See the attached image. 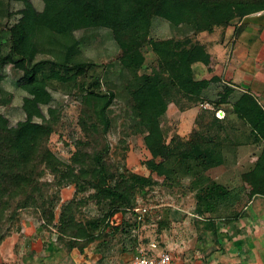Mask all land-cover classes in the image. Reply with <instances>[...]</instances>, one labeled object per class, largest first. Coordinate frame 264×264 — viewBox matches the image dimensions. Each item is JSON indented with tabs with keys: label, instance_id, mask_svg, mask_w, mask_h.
I'll list each match as a JSON object with an SVG mask.
<instances>
[{
	"label": "trees",
	"instance_id": "trees-1",
	"mask_svg": "<svg viewBox=\"0 0 264 264\" xmlns=\"http://www.w3.org/2000/svg\"><path fill=\"white\" fill-rule=\"evenodd\" d=\"M2 1L0 22L10 16ZM224 8L231 9L234 17L243 18L264 11V0H47L35 26H24L16 21L8 27L12 47L9 53L3 54L0 44V69L9 66L20 72L22 75L17 80L20 88L38 82L75 83L95 66L85 62L70 63V55L77 53L78 41L69 36L72 37L76 31L93 28L110 32L121 61L133 62L144 49L149 50L155 57L158 70L143 79L147 81L145 88L135 77L137 89L133 96L138 97L141 106L137 108L139 120L136 124L142 127L144 143L151 158L158 161L153 164L152 173L167 189L182 188L183 192L191 195L194 200L192 216L206 220L235 218L251 198L264 197V112L252 114L254 120H250L249 127L245 126L248 130L247 133L242 132L241 141L238 135L232 138L222 124L224 115L222 119L216 117L223 103L221 99L208 103V109L201 108L207 103L204 91L215 80H196L191 66L207 63V47L190 38L154 41L149 37L153 21L158 18L172 28L188 29L194 38L219 23L214 13ZM37 33L45 39L52 36L55 40L71 39L69 46L62 45L65 50L62 62H33ZM17 41L27 45V57H15ZM47 41L51 45L52 42ZM81 86L85 103L91 105L89 113L81 118V129L86 132V128L101 126L103 138L109 129L108 109L114 95L102 92L97 79ZM175 97L185 99L189 108L198 104L200 111L187 139L173 136L165 142L159 118L168 105L174 103ZM238 103L234 104V110L243 120L245 114L240 113L241 104ZM53 118L39 125L30 140L24 138L17 126H0V247L11 236L20 234L19 220L27 210L36 212L43 230H55L56 245H78L81 251L104 236L127 232L123 227L112 226L110 219L116 214L131 213L134 225L140 220L136 212L139 208L136 207V191L140 189L145 194L144 188L153 186V180L137 178L132 185L124 173L111 171L104 159L107 149L86 150V145L94 147L98 140L89 134L85 142L75 145L76 151L69 164H52L54 157L47 149V141L52 133ZM247 147H256L257 155L255 160H249L248 167L243 168L238 185L219 184L207 175L209 170L224 165L225 148L240 150ZM47 174L52 180L45 179ZM247 182L249 187L246 189L244 183ZM78 183L84 185L83 189L92 190L89 197L103 212L101 218L86 223L78 221V206L74 202L62 205L58 216H55L59 190ZM123 226L131 227L129 224ZM133 244L134 253L142 244L147 246L150 255V243L142 240L137 244L134 240ZM47 249L53 252V244L49 243Z\"/></svg>",
	"mask_w": 264,
	"mask_h": 264
},
{
	"label": "rangeland",
	"instance_id": "rangeland-1",
	"mask_svg": "<svg viewBox=\"0 0 264 264\" xmlns=\"http://www.w3.org/2000/svg\"><path fill=\"white\" fill-rule=\"evenodd\" d=\"M2 2L8 8L10 15L0 22V44L2 53L6 54L12 47L8 27L16 21H20L24 26H35L47 0H9V2L3 0ZM228 10V8L216 10L215 19L222 20V15ZM53 37L55 36L48 38L52 42L49 45L45 36L36 34L34 39L36 54L33 62L42 60L62 62L65 54L62 45L69 46L71 39H74L78 41V49H75L77 51L75 55H70V63H93L95 67L89 70L87 76L78 79L75 83L38 82L22 88L17 84V80L22 75L20 72L9 66L0 69V126H17L21 129L24 138L30 140L39 125L54 117L52 133L47 141V149L54 157L52 164L56 166L69 164L76 151L75 145L78 142H85L88 139L86 135L89 134L97 137L98 140L94 147L86 145V150L93 152V149L99 151L107 149L104 159L111 171L124 173L132 185L137 178H150L154 184L144 188L145 194L140 189L136 191V207L146 209V213L135 225L131 213H118L110 219V222L112 226L123 227V231L127 230V232L123 234L120 231L114 235L104 236L82 251L78 245L71 247L64 244L56 245L55 230H43L35 211L27 210L20 213V228H23L21 225L23 220L28 219L29 221H26L28 227L36 234L34 244L37 240L38 249L39 246L44 247L38 252L39 259L35 260L36 264H126L129 256L134 253V240L137 244L142 240L154 244L153 255L168 253L177 263L182 262L181 250L191 249L194 238L202 233L204 225L192 216L194 200L191 195L183 192L182 188L167 189L152 173L153 164L158 161L151 158L144 143L142 127L136 124L139 120L136 117L137 108L140 109L141 106L138 97L133 96L137 89L135 77L140 80V86L147 87V81L143 79L147 74L158 70L154 55L144 49L136 56L135 61H121L119 49L106 29L76 31L72 37L69 36L71 39L66 37L55 40ZM149 37L154 41L193 39L188 29L172 28L158 18L153 21ZM28 53V47L24 42L15 43L16 58L19 56L25 58ZM195 67V64L192 65L191 70L196 79ZM91 79L99 80L102 92H111L114 95L113 103L108 109L109 129L104 133L103 138L101 126H91L86 128V132L81 129V118L83 114L89 113L90 105L85 103L81 85L85 86ZM213 93L204 96L207 103L212 104L217 101L215 92ZM199 111L198 104L189 108L185 99L175 97L174 103H170L166 112L159 118L165 142L173 136L187 139L195 127L194 123ZM223 126L232 138L238 135L239 141L242 140V132L247 133L248 130L238 121ZM229 149L225 148L224 154H234V152L239 156L242 154L241 168L244 169L249 166L248 158L257 152L256 147L252 150L250 148L249 152L246 149L244 151ZM45 179L52 180V177L47 174ZM83 188L84 185L78 183L76 186L73 184L59 190V202L54 211L56 217L61 206L70 202L78 206L76 218L82 223L103 216V212L89 197L92 190ZM124 224H129L131 227L127 228L123 226ZM16 237L15 234L4 242L6 248H11ZM102 242L105 243L100 245ZM49 243L53 244L54 250L51 259L46 251ZM138 246V249L144 253L149 252L146 245ZM17 247L18 245H15L12 250L13 257L10 255L8 261L1 264H20V257L18 259L16 257Z\"/></svg>",
	"mask_w": 264,
	"mask_h": 264
},
{
	"label": "crops",
	"instance_id": "crops-1",
	"mask_svg": "<svg viewBox=\"0 0 264 264\" xmlns=\"http://www.w3.org/2000/svg\"><path fill=\"white\" fill-rule=\"evenodd\" d=\"M222 17L211 30L193 38L207 47L209 55L206 64H195L194 73L196 80H215L204 91V96L214 91L217 100L223 102L219 107L224 115L223 125L238 121L249 126L250 120H254L252 114L264 112V11L237 18L229 9ZM236 102L241 104L240 113L245 114L243 120L235 113ZM245 149L249 152L250 147L239 151ZM236 153L225 155L224 165L209 170L207 175L219 184L236 185L244 171L242 154ZM256 155L248 160H255ZM244 186L247 189L248 182ZM197 219L203 222L204 230L194 238L191 249L181 250L182 262L175 261L177 264H264V197L251 198L235 218ZM26 221L29 220L21 223L23 228L10 249L1 245L0 264L7 262L10 255L13 257L15 245H18L16 257H20V264H36L38 252L44 247L38 249L37 240L34 244L36 234ZM51 253L47 255L50 259Z\"/></svg>",
	"mask_w": 264,
	"mask_h": 264
},
{
	"label": "built area",
	"instance_id": "built-area-1",
	"mask_svg": "<svg viewBox=\"0 0 264 264\" xmlns=\"http://www.w3.org/2000/svg\"><path fill=\"white\" fill-rule=\"evenodd\" d=\"M210 107V104L204 103L201 105L202 109H208ZM216 117L219 119L223 118V114L221 112H218L216 114ZM136 212L139 213V219L142 218L144 213H146V209L144 208H138L136 209ZM150 248V255L149 252L144 253L142 250H138L135 252L128 262V264H177L175 260L168 254V253H161L160 255H153L152 249L155 248L154 244L149 245Z\"/></svg>",
	"mask_w": 264,
	"mask_h": 264
}]
</instances>
